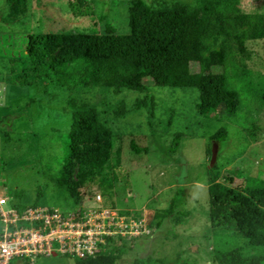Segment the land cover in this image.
Wrapping results in <instances>:
<instances>
[{
  "label": "rangeland",
  "instance_id": "374dc122",
  "mask_svg": "<svg viewBox=\"0 0 264 264\" xmlns=\"http://www.w3.org/2000/svg\"><path fill=\"white\" fill-rule=\"evenodd\" d=\"M79 1L87 7H79ZM126 1L0 0V191L21 206L35 203L60 210H85L81 215L86 217L83 223L95 224L94 215L102 216L96 224V230L101 233L97 236L98 250L89 257L96 256L103 264H131L136 256L145 254L161 258L164 264H216L212 258L208 184L215 180L241 190L250 177L258 186L264 184V39L247 42L251 91L207 114L198 113L196 88L154 86L151 79H145L148 92L156 102L151 127L145 108L130 110L117 118L112 113V108L121 101L130 108L139 95L136 91L124 88L113 93L90 85L75 90L69 85L52 92L55 98L51 100L36 101L40 86L19 84L21 77L9 71V60L25 58L29 38L40 32H102L106 25L116 33L128 32ZM146 1L167 3L170 0ZM235 7L239 11L264 13V0H236ZM46 48L43 60L53 62L67 45L48 44ZM190 68L197 70L193 63ZM71 95L93 103L120 136L109 142L107 177L114 181L112 196L100 192L94 176L80 190L78 158L71 156L64 163L66 184L78 200L75 206H63L65 195L44 184L36 172L35 157L24 153L16 143L5 142L3 135L25 130L44 134L51 127H60L65 132L71 122V108L64 112L63 106L66 97ZM30 98L34 101L29 102ZM20 109L26 113L16 116L14 111ZM219 127L226 128L223 143L210 139ZM174 132L182 135L177 149L171 151ZM129 135L145 150L131 151ZM213 143L217 145L216 154L209 165L206 148ZM37 185L41 190L39 197ZM176 193L178 208L187 211V215L176 224L166 218L156 228L154 216L169 206ZM133 223L138 227L132 226ZM118 229H138L140 234H115ZM122 243L124 247H120ZM78 259L84 257L52 253L33 260L14 258L11 263L79 264Z\"/></svg>",
  "mask_w": 264,
  "mask_h": 264
},
{
  "label": "trees",
  "instance_id": "16d2710c",
  "mask_svg": "<svg viewBox=\"0 0 264 264\" xmlns=\"http://www.w3.org/2000/svg\"><path fill=\"white\" fill-rule=\"evenodd\" d=\"M235 2L127 0L128 32L116 33L110 25L102 32H40L29 38L25 58L9 60V71L21 77L19 84L40 86L36 101L51 100L55 98L52 92L69 85L75 90L90 85L113 93L124 88L136 91L139 95L130 108L121 101L112 108V113L117 118L130 110L145 108L150 127L156 102L145 79H151L154 86L196 88L198 113L207 114L241 94H248L253 86L247 66L250 58L247 42L264 39V13L239 11ZM78 3L79 7H87L83 1ZM48 44H66L67 48L57 53L53 62L45 61ZM192 63L197 66L196 71L191 70ZM68 107L71 122L65 132L60 127H51L44 134L10 131L3 139L35 157L36 172L44 184L65 195L63 206H75L78 200L66 184L64 163L71 156L78 158L80 190L94 176L100 192L112 196L114 181L107 177L109 142L120 134L110 128L103 113L88 100L68 96L64 112ZM14 113L17 116L26 112L20 109ZM181 135L172 134L171 151L177 149ZM129 137L131 151L145 150ZM226 137V128L219 127L210 139L223 143ZM206 149L210 158L211 147ZM207 194L214 262L264 264V184L258 186L250 177L240 190L214 180L208 184ZM40 195L37 185L36 196ZM177 196L178 193L166 209L154 216L156 228L166 218L176 224L187 215V211L178 208ZM14 205L18 210L36 206L35 203L21 206L19 202ZM112 247L115 249L116 244ZM78 260L79 264H103L96 256ZM131 264H164V261L145 254L136 256Z\"/></svg>",
  "mask_w": 264,
  "mask_h": 264
},
{
  "label": "built area",
  "instance_id": "2783aa9c",
  "mask_svg": "<svg viewBox=\"0 0 264 264\" xmlns=\"http://www.w3.org/2000/svg\"><path fill=\"white\" fill-rule=\"evenodd\" d=\"M84 211L39 206L18 210L11 197L0 191V264H9L14 258L33 260L52 253L78 258L93 255L98 250L97 236L101 234L96 224L102 216L94 215L95 224L83 223ZM139 230L118 229L115 234L137 235Z\"/></svg>",
  "mask_w": 264,
  "mask_h": 264
},
{
  "label": "water",
  "instance_id": "95a60500",
  "mask_svg": "<svg viewBox=\"0 0 264 264\" xmlns=\"http://www.w3.org/2000/svg\"><path fill=\"white\" fill-rule=\"evenodd\" d=\"M216 148H217L216 143H213L211 147V152H210L209 165H211L212 162L214 161L215 154H216Z\"/></svg>",
  "mask_w": 264,
  "mask_h": 264
}]
</instances>
